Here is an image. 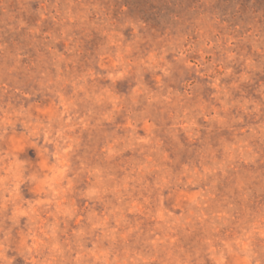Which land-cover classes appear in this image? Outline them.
I'll return each instance as SVG.
<instances>
[{"label":"rangeland","instance_id":"rangeland-1","mask_svg":"<svg viewBox=\"0 0 264 264\" xmlns=\"http://www.w3.org/2000/svg\"><path fill=\"white\" fill-rule=\"evenodd\" d=\"M0 264H264V0H0Z\"/></svg>","mask_w":264,"mask_h":264}]
</instances>
